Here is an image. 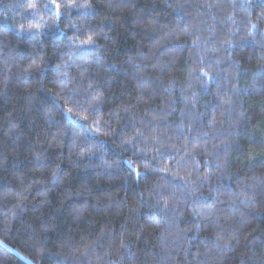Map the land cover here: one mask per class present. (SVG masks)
<instances>
[{"label": "trees", "instance_id": "obj_1", "mask_svg": "<svg viewBox=\"0 0 264 264\" xmlns=\"http://www.w3.org/2000/svg\"><path fill=\"white\" fill-rule=\"evenodd\" d=\"M56 3L0 0V264H264V0Z\"/></svg>", "mask_w": 264, "mask_h": 264}, {"label": "snow or ice", "instance_id": "obj_2", "mask_svg": "<svg viewBox=\"0 0 264 264\" xmlns=\"http://www.w3.org/2000/svg\"><path fill=\"white\" fill-rule=\"evenodd\" d=\"M52 4H54L55 7H56L57 9L60 8V4H59V3H56V0H52ZM29 6L32 7V8H35V7H36L35 4H30ZM50 6H51V5H49V7H50ZM57 15H59V13H57ZM35 27L38 28L39 25H36ZM82 43L92 44V43H94V40H93L92 37H89L87 41H82ZM70 111H71V109H69V112H70ZM129 163H131V161H129Z\"/></svg>", "mask_w": 264, "mask_h": 264}]
</instances>
